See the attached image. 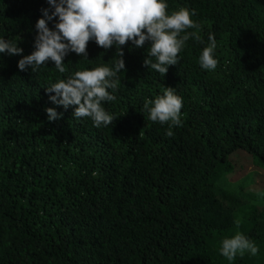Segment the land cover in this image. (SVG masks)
Segmentation results:
<instances>
[{
	"label": "trees",
	"instance_id": "trees-1",
	"mask_svg": "<svg viewBox=\"0 0 264 264\" xmlns=\"http://www.w3.org/2000/svg\"><path fill=\"white\" fill-rule=\"evenodd\" d=\"M167 2L194 10L200 28L187 31L202 42L190 38L164 76L143 65L147 43L122 46L126 71L103 105L117 118L97 128L45 86L111 66L115 46L89 41L88 59L69 53L64 74L53 62L21 71L48 5L0 0V37L24 50L0 54V264H264V172L243 161L264 171V0ZM209 33L214 71L198 62ZM165 87L183 102L171 137L144 109ZM47 107L62 117L49 121ZM237 231L259 251L230 262L220 241Z\"/></svg>",
	"mask_w": 264,
	"mask_h": 264
},
{
	"label": "clouds",
	"instance_id": "clouds-1",
	"mask_svg": "<svg viewBox=\"0 0 264 264\" xmlns=\"http://www.w3.org/2000/svg\"><path fill=\"white\" fill-rule=\"evenodd\" d=\"M46 2L48 6L41 9L42 15L35 23L33 51L21 56L17 62L18 69H31L35 73L42 67H47L48 62H53L54 68L64 74L68 71L64 59L69 53L88 59L89 41H94L105 50L115 46L116 59L111 66L100 64L77 70L66 78L49 82L45 86L49 100L54 105L64 109L75 106L74 119L90 118L97 128L112 125L117 118L103 105L116 100L115 92L121 83L118 73L126 71L122 46L131 42V46L143 48L147 43L149 47L143 65L164 76L169 66L179 63L178 54L190 38L201 41L197 32L187 31L200 28L191 18L195 15L194 10L180 8L169 13L167 0ZM215 49V36L209 33L208 44L198 57L202 69L214 71L217 68ZM23 51L18 46V40L0 37V54L13 56L20 55ZM182 107V98L175 93L173 87H165L162 94L144 104L148 119L168 125L165 135L169 137L174 135V127L182 126ZM45 111L49 121L58 120L63 115L55 107H47ZM235 224L239 228L238 220ZM258 251V246L240 231L220 241L219 253L230 262L238 255L242 257L248 252L255 256Z\"/></svg>",
	"mask_w": 264,
	"mask_h": 264
},
{
	"label": "rangeland",
	"instance_id": "rangeland-1",
	"mask_svg": "<svg viewBox=\"0 0 264 264\" xmlns=\"http://www.w3.org/2000/svg\"><path fill=\"white\" fill-rule=\"evenodd\" d=\"M237 154V153H236ZM236 154H234L233 156H235ZM243 161H244V163L248 166L247 167V171L248 172H252V171H259V173H263L264 171L263 170H261L260 168H255L253 165H252V162L250 161V159L249 158H247V160L245 159V158H243Z\"/></svg>",
	"mask_w": 264,
	"mask_h": 264
}]
</instances>
